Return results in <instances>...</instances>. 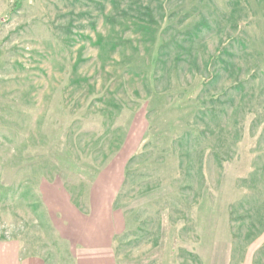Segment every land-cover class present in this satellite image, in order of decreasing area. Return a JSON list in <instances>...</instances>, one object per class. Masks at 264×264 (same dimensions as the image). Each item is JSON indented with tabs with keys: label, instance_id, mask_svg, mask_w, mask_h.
<instances>
[{
	"label": "rangeland",
	"instance_id": "obj_1",
	"mask_svg": "<svg viewBox=\"0 0 264 264\" xmlns=\"http://www.w3.org/2000/svg\"><path fill=\"white\" fill-rule=\"evenodd\" d=\"M118 162V264H264V0H0V244Z\"/></svg>",
	"mask_w": 264,
	"mask_h": 264
},
{
	"label": "crops",
	"instance_id": "obj_2",
	"mask_svg": "<svg viewBox=\"0 0 264 264\" xmlns=\"http://www.w3.org/2000/svg\"><path fill=\"white\" fill-rule=\"evenodd\" d=\"M111 171L97 175L83 196L85 213L76 205L68 204V227L65 236L75 248L76 264H118L115 243L124 235L126 218L116 208V200L123 187L125 167L113 164ZM79 205V204H78ZM0 264H46L37 256H26L13 243L0 244ZM242 264H256L252 260Z\"/></svg>",
	"mask_w": 264,
	"mask_h": 264
},
{
	"label": "trees",
	"instance_id": "obj_3",
	"mask_svg": "<svg viewBox=\"0 0 264 264\" xmlns=\"http://www.w3.org/2000/svg\"><path fill=\"white\" fill-rule=\"evenodd\" d=\"M14 10V9H13Z\"/></svg>",
	"mask_w": 264,
	"mask_h": 264
}]
</instances>
